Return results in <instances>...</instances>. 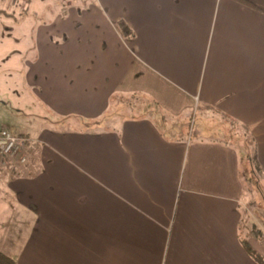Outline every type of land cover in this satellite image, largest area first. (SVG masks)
Returning a JSON list of instances; mask_svg holds the SVG:
<instances>
[{
  "label": "crops",
  "instance_id": "crops-1",
  "mask_svg": "<svg viewBox=\"0 0 264 264\" xmlns=\"http://www.w3.org/2000/svg\"><path fill=\"white\" fill-rule=\"evenodd\" d=\"M19 1L0 0V85L23 86L41 115L23 131L28 163L0 168V252L16 264H259L242 243L264 258L242 157L204 121L248 127L264 168V0Z\"/></svg>",
  "mask_w": 264,
  "mask_h": 264
},
{
  "label": "rangeland",
  "instance_id": "rangeland-1",
  "mask_svg": "<svg viewBox=\"0 0 264 264\" xmlns=\"http://www.w3.org/2000/svg\"><path fill=\"white\" fill-rule=\"evenodd\" d=\"M21 2L22 0L19 1V3ZM10 23L16 25L15 22L11 21ZM19 56L21 57L22 63L24 65H27V63H32L36 57L34 56V54H21ZM10 72L11 75L13 74L14 82L21 81V79H19L16 75L18 71L11 68ZM25 74L26 70L24 71V73L19 71V75L23 79H25ZM25 80V82H21L26 86V84H28L29 82L27 81V78ZM22 89L23 86H16L12 80L9 81L8 85H0V127H15L23 135L25 127L28 128L29 126L33 128L34 124L38 125V116L41 115V113L36 107V104L32 101H29L28 98L22 93ZM200 123L201 121L198 114H195L191 121V129L195 127L196 130V128L200 126ZM204 124H206V128H212L213 126L215 127L216 125H218L219 129L221 131L224 130V132H226L225 134H228L232 139H237L240 143L244 142L242 140V128L238 125H236L235 128H232L227 125V123H224V121L221 122L217 119L209 118L205 119ZM28 130L29 133L33 131V129L31 130V128H28ZM5 170H10V168H6ZM263 191L264 174H260L259 178H252V181L247 184V193L245 199H243V207L245 206L246 208L247 206L246 209H249V212L251 213V223L252 221L261 222L262 224L264 223V219H262V216L264 217V199L262 195ZM257 216L260 217L258 220H256Z\"/></svg>",
  "mask_w": 264,
  "mask_h": 264
},
{
  "label": "trees",
  "instance_id": "trees-1",
  "mask_svg": "<svg viewBox=\"0 0 264 264\" xmlns=\"http://www.w3.org/2000/svg\"><path fill=\"white\" fill-rule=\"evenodd\" d=\"M4 13L3 11H0V14ZM119 27L123 34L130 35L131 30L129 29L128 25L122 21L119 23ZM142 96V94L138 93H132V94H124L121 97V102L125 104H131V98L137 99V97ZM145 96V95H144ZM228 121H224V123H227L232 128H235L238 123L236 121L227 119ZM240 126V125H238ZM242 128V140L243 143H240L237 139H232L228 134H225L226 132H222V138L225 140L230 141L239 151L241 155V161H242V177L247 185L252 181V178H259L260 174H264V168L261 166L258 156H257V149H256V142L254 137L251 135L248 127L241 125ZM19 166L14 165L10 170H16ZM263 199H264V191L262 192ZM255 232H260V230L255 229ZM243 246L245 247L246 251L250 254V256L259 264H264V258L254 251V249L248 244V241L246 239L242 240ZM0 264H16L15 259L10 258L6 256L5 254L0 252Z\"/></svg>",
  "mask_w": 264,
  "mask_h": 264
},
{
  "label": "built area",
  "instance_id": "built-area-1",
  "mask_svg": "<svg viewBox=\"0 0 264 264\" xmlns=\"http://www.w3.org/2000/svg\"><path fill=\"white\" fill-rule=\"evenodd\" d=\"M29 139L15 127L0 128V168H12L14 165H25L29 160Z\"/></svg>",
  "mask_w": 264,
  "mask_h": 264
}]
</instances>
